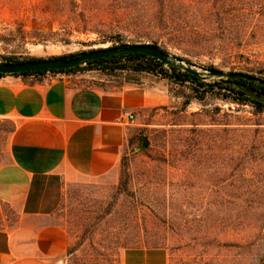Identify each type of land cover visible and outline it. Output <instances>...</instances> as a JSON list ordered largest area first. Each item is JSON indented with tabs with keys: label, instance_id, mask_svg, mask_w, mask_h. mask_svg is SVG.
I'll return each mask as SVG.
<instances>
[{
	"label": "rangeland",
	"instance_id": "374dc122",
	"mask_svg": "<svg viewBox=\"0 0 264 264\" xmlns=\"http://www.w3.org/2000/svg\"><path fill=\"white\" fill-rule=\"evenodd\" d=\"M127 44L264 81V0H0V62ZM89 71L149 74L79 72ZM161 78L173 104L141 116L119 183L65 192L57 219L70 237L66 264H125L129 255L134 264L145 255L148 264H264V111ZM11 128L0 121V165ZM15 219L0 202V228ZM116 251V262L104 260Z\"/></svg>",
	"mask_w": 264,
	"mask_h": 264
},
{
	"label": "crops",
	"instance_id": "0c3cea01",
	"mask_svg": "<svg viewBox=\"0 0 264 264\" xmlns=\"http://www.w3.org/2000/svg\"><path fill=\"white\" fill-rule=\"evenodd\" d=\"M173 101L167 81L151 74L0 76V121L12 127L0 165V202L16 215L0 228V264H66L70 237L57 219L65 192L117 185L141 116Z\"/></svg>",
	"mask_w": 264,
	"mask_h": 264
},
{
	"label": "water",
	"instance_id": "95a60500",
	"mask_svg": "<svg viewBox=\"0 0 264 264\" xmlns=\"http://www.w3.org/2000/svg\"><path fill=\"white\" fill-rule=\"evenodd\" d=\"M145 54L162 62L165 66L178 67L200 78H218L224 80L222 84L232 85L242 90L247 96L255 101L264 103V94L250 88L247 84H239L237 81L244 80L249 83H257L264 86V81L246 73H226L223 71L200 72L194 66L184 62L179 58H174L159 47L152 44L120 45L113 48L99 49L90 52L81 53L69 58H57L38 61H26L21 63L0 62V74L13 75L30 72H50L53 70H68L79 66L87 65L89 62L99 59H113L122 55ZM148 140L145 138L143 147L148 146Z\"/></svg>",
	"mask_w": 264,
	"mask_h": 264
},
{
	"label": "trees",
	"instance_id": "16d2710c",
	"mask_svg": "<svg viewBox=\"0 0 264 264\" xmlns=\"http://www.w3.org/2000/svg\"><path fill=\"white\" fill-rule=\"evenodd\" d=\"M156 2H160L162 3V5H166V3L169 2V0H156ZM153 45L159 47L157 44H153ZM77 55L63 56L58 58H69ZM38 60H44V59H31L30 61H38ZM8 62L21 63L14 60H8ZM187 62L190 63V61ZM83 68H86L87 70H102L109 73L116 72L118 70L130 69L135 72L160 75L161 77L171 80L172 82H175L180 85L189 84L194 90H199V88H203L204 89L203 92H212L218 90L226 98H232L233 101L241 104L250 103L257 109V112L264 111V103L249 98L246 93L236 88L235 86L221 85L220 83L210 84L204 82L203 79L206 78H200L199 76L191 74L178 67L169 66L168 68H166V66L162 62L145 54H135V55L126 54L113 59L94 60L89 62L86 65V67L79 66L68 70H59V71L53 70L50 71V73H74L82 70ZM209 70L217 71V69L214 67L209 68ZM47 73L49 72H30V73H21V74H13V75L29 76V75H44ZM0 76H3V74H0ZM237 83L247 84L250 88L257 91L258 93L264 94V86L262 85H258L256 83H249L248 81H244V80H239L237 81ZM127 245H128L127 243H124L123 247L125 249H130ZM152 249H156V247H153ZM102 256L104 260H107V262L114 263L116 262L115 258H117L118 253L117 251L113 253L105 252L102 253ZM188 264H199V263H197V261L194 260Z\"/></svg>",
	"mask_w": 264,
	"mask_h": 264
},
{
	"label": "built area",
	"instance_id": "2783aa9c",
	"mask_svg": "<svg viewBox=\"0 0 264 264\" xmlns=\"http://www.w3.org/2000/svg\"><path fill=\"white\" fill-rule=\"evenodd\" d=\"M126 118L129 119L130 121H134L135 120V116L133 114L130 113H126Z\"/></svg>",
	"mask_w": 264,
	"mask_h": 264
}]
</instances>
